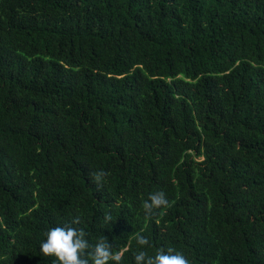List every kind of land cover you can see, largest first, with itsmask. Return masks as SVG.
I'll return each mask as SVG.
<instances>
[{"label":"trees","instance_id":"1","mask_svg":"<svg viewBox=\"0 0 264 264\" xmlns=\"http://www.w3.org/2000/svg\"><path fill=\"white\" fill-rule=\"evenodd\" d=\"M77 216L120 264H264V0H0V264Z\"/></svg>","mask_w":264,"mask_h":264},{"label":"clouds","instance_id":"2","mask_svg":"<svg viewBox=\"0 0 264 264\" xmlns=\"http://www.w3.org/2000/svg\"><path fill=\"white\" fill-rule=\"evenodd\" d=\"M108 173L104 170L92 171L89 178L97 187L101 189ZM169 206V201L163 191L150 193L148 200H145L142 207L145 215L151 217L156 210ZM106 220H111L106 216ZM80 217L73 219L71 225L57 226L50 228L46 232V240L40 245V251L45 256H53L59 264H109L110 260L120 264L122 254L112 251V244L107 237L100 238L94 245L86 239L87 233L83 228L74 227L79 225ZM137 243L141 246L150 244L147 237L141 233L135 234ZM135 264H191L181 252L172 247L159 248L155 255H149L144 250H139L135 256Z\"/></svg>","mask_w":264,"mask_h":264}]
</instances>
